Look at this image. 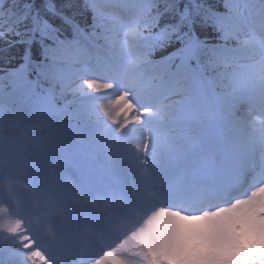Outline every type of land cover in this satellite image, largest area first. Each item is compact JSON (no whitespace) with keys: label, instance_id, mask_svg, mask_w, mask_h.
<instances>
[{"label":"snow or ice","instance_id":"snow-or-ice-1","mask_svg":"<svg viewBox=\"0 0 264 264\" xmlns=\"http://www.w3.org/2000/svg\"><path fill=\"white\" fill-rule=\"evenodd\" d=\"M3 184L51 241L11 224L0 264H97L82 233L104 217L80 198L129 184L149 214L247 207L250 221L217 227L226 258L260 264L264 0H0Z\"/></svg>","mask_w":264,"mask_h":264},{"label":"rangeland","instance_id":"rangeland-1","mask_svg":"<svg viewBox=\"0 0 264 264\" xmlns=\"http://www.w3.org/2000/svg\"><path fill=\"white\" fill-rule=\"evenodd\" d=\"M257 196L260 197L258 198L259 201L264 200V190H261L259 193H257ZM262 209H264L263 206ZM222 219L223 221H233V227H235V223L239 222L241 219H247L250 221L251 214L248 212L247 207H242L231 211V213H225V216H223ZM158 224L160 225V228L158 226L149 224L147 231L145 232L146 235L152 239V241H154L155 239L153 231L157 232L159 229L161 230L159 235L155 234L157 237L158 246L157 248L155 247V252L153 253L157 256H161L163 254V256L167 257L168 259L170 256L179 264H233L234 260L236 264H253V262H245L240 259L226 258L234 255L235 253L231 248L230 241L222 232H220V235H216L221 239V242H214L212 241L213 237L211 238L209 235V233L212 231L208 230L204 232L202 229H199L197 226L193 225V223H189L186 225L185 230H168V236H165L168 238L164 239V236H162V220ZM261 225L262 230H264V221L261 222ZM188 233H190V235L187 236ZM171 241H174L175 243H172ZM200 241H202V246L204 247L199 245ZM208 245L213 246L212 250H206ZM116 258L121 263H124V261L117 256ZM112 261L117 262L115 259H112Z\"/></svg>","mask_w":264,"mask_h":264},{"label":"clouds","instance_id":"clouds-1","mask_svg":"<svg viewBox=\"0 0 264 264\" xmlns=\"http://www.w3.org/2000/svg\"><path fill=\"white\" fill-rule=\"evenodd\" d=\"M258 259L260 261V264H264V239L261 240V243L259 246ZM240 260L245 261V262H253L254 264L255 258L249 255V256H245L241 258ZM233 264H236L235 260L233 261Z\"/></svg>","mask_w":264,"mask_h":264},{"label":"bare ground","instance_id":"bare-ground-1","mask_svg":"<svg viewBox=\"0 0 264 264\" xmlns=\"http://www.w3.org/2000/svg\"><path fill=\"white\" fill-rule=\"evenodd\" d=\"M152 199V197L151 196H146V199L144 200V201H142V204H141V207L139 208V209H137V210H140L139 212H135L136 210H131V213H134L133 215H135V213H147V210H146V207H145V205H146V203L148 202V201H150ZM152 216H154V217H157V215H152ZM200 226H205V224L203 223V222H200V224H199ZM209 231H212V232H210V234L211 235H214V236H216L215 235V231L212 229V230H209ZM216 239H218V240H220V238H216ZM148 241V240H147ZM150 244H153L152 242L150 243ZM154 245V244H153ZM150 249H151V251L153 250V247L151 246L150 247Z\"/></svg>","mask_w":264,"mask_h":264}]
</instances>
